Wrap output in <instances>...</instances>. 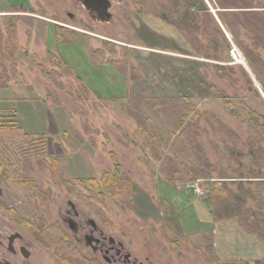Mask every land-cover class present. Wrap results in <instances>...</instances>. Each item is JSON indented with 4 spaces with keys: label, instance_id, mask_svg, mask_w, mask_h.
Returning a JSON list of instances; mask_svg holds the SVG:
<instances>
[{
    "label": "rangeland",
    "instance_id": "obj_1",
    "mask_svg": "<svg viewBox=\"0 0 264 264\" xmlns=\"http://www.w3.org/2000/svg\"><path fill=\"white\" fill-rule=\"evenodd\" d=\"M111 1L112 20L103 23L78 0H0V31L7 34L14 23L19 48L14 60L0 52V73L17 72L0 89V128L16 125L33 135L15 147L0 138V205L54 222L72 201L112 222L114 235L144 242L146 253L158 251L160 264L264 259V242L236 219L214 220L207 182L170 183L163 169L171 176L173 164H161L198 152L217 178L233 175V150L248 152L243 114L255 112L264 123V0H202L208 12L189 17L182 0H168L181 11L185 31L150 13L151 0ZM165 1L154 2L171 9ZM224 11L241 16L232 22L238 38L222 21ZM58 32L71 43H60ZM147 118L152 134L175 133L183 143L163 149L155 141V151L138 132ZM111 153L132 183L130 201L90 182L115 172ZM208 229L214 256L188 239Z\"/></svg>",
    "mask_w": 264,
    "mask_h": 264
},
{
    "label": "trees",
    "instance_id": "obj_2",
    "mask_svg": "<svg viewBox=\"0 0 264 264\" xmlns=\"http://www.w3.org/2000/svg\"><path fill=\"white\" fill-rule=\"evenodd\" d=\"M154 1L155 0H151V3L150 1L148 3L154 5L150 13L155 14L172 24L179 25L177 19L181 11L186 17L208 12V9L205 7L202 0H182L181 11L176 8L177 4L174 2L170 3L166 0L165 5H167V7L168 5L171 6V9L167 8V10H165V7L163 6L164 3H155ZM218 5L219 8L226 9V5L223 2L219 1ZM141 7H143V5H141ZM242 8L243 7L241 6H236L233 9L241 10ZM150 9L151 8H149V10ZM220 17L234 36L238 38L237 32L234 28L235 26L237 27V25H233L232 22L235 23L236 21L238 23L241 16L235 12L224 11L220 14ZM230 17L233 19L231 20ZM182 25H179L180 29L181 31H185ZM58 33L57 40L60 43H71L66 40L67 35H65V32ZM17 42V30L14 23H12L7 34L0 31V52L3 50L8 51L12 60H14L19 50ZM53 59L55 61L56 57H53ZM16 77V70L13 71L12 74L7 72L0 73V89H8L9 85L16 80ZM154 101H156V105H162L161 100L156 99ZM257 116V113L249 111L245 112L241 118L249 122L248 139L245 143L249 150L246 153L237 149L231 152L230 164L233 175H230L229 172H227L224 174L221 173L217 178L213 177L215 167L206 161L205 158H200L198 152L193 151H182L179 160H177L176 157L173 160H165L162 163L161 157H156V160L163 164V168L168 164H173L171 176H169V173L163 169L164 178L170 183L180 182L182 184H190L196 183L200 180L207 182L209 187H211L207 204L209 208L213 209L212 216L214 217V220L236 219L242 230L246 233L257 236L260 241L264 242V197L262 195L264 190V148L260 146V144L264 142V123H260ZM189 117V113H186L183 116L184 120ZM147 123H151L149 118H147L145 123H138V132L140 136L147 139V143L153 147L155 151H158L160 147L166 149L171 144L174 147L177 143H183V137L175 139V133H172L170 138H166L159 131H155V135L152 134L153 131H151ZM181 128V125H179L178 130ZM32 137L33 135L25 133L22 128L17 127L16 125L0 128L1 141L7 143L9 147L20 146L23 143L28 142ZM155 141L159 145L155 144ZM188 141L193 145V142H190L191 140ZM235 141L238 145L242 144V141L238 138H235ZM156 145L161 146L157 147ZM256 146L260 147L257 149ZM110 155L115 163V172H108L104 174L100 180H90V182H94L97 186H102L104 189L109 190L113 193L114 197L122 202L130 201L132 196V183L120 176V167L117 163L116 156L112 153ZM9 174L14 177L13 170L9 172ZM230 185H235L236 191L231 190ZM249 202H254L257 210L249 208L247 205ZM188 239L193 245H195L196 249L200 250L206 248L211 255L214 256L212 231L190 234ZM245 264H264V259L248 260Z\"/></svg>",
    "mask_w": 264,
    "mask_h": 264
},
{
    "label": "flooded vegetation",
    "instance_id": "obj_3",
    "mask_svg": "<svg viewBox=\"0 0 264 264\" xmlns=\"http://www.w3.org/2000/svg\"><path fill=\"white\" fill-rule=\"evenodd\" d=\"M15 209L0 205V264H160L158 251L146 253L144 242L114 235L112 222L72 201L54 222Z\"/></svg>",
    "mask_w": 264,
    "mask_h": 264
},
{
    "label": "water",
    "instance_id": "obj_4",
    "mask_svg": "<svg viewBox=\"0 0 264 264\" xmlns=\"http://www.w3.org/2000/svg\"><path fill=\"white\" fill-rule=\"evenodd\" d=\"M85 10L98 22L109 23L112 20L111 0H78Z\"/></svg>",
    "mask_w": 264,
    "mask_h": 264
},
{
    "label": "crops",
    "instance_id": "obj_5",
    "mask_svg": "<svg viewBox=\"0 0 264 264\" xmlns=\"http://www.w3.org/2000/svg\"><path fill=\"white\" fill-rule=\"evenodd\" d=\"M205 231H211V230L208 229V230H205ZM200 232H201V231H200ZM196 233H197V232H196ZM193 234H194V233H193ZM214 247H215V246H214ZM218 259H219V258H218ZM252 260H253V259H252Z\"/></svg>",
    "mask_w": 264,
    "mask_h": 264
}]
</instances>
